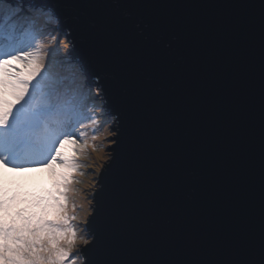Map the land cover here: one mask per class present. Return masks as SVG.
Here are the masks:
<instances>
[{
	"label": "snow or ice",
	"instance_id": "1",
	"mask_svg": "<svg viewBox=\"0 0 264 264\" xmlns=\"http://www.w3.org/2000/svg\"><path fill=\"white\" fill-rule=\"evenodd\" d=\"M125 4L120 0H0V264H118L113 259L118 247L137 239L199 240L226 256L204 264H264V3L246 0L237 5L258 9L259 18L258 224L249 220L251 190L243 179L247 161L242 158L246 143L237 126L229 129L230 167L214 174L215 207L203 235L198 230L186 234L146 226L148 205L160 200L178 203L184 185L207 188L209 177L200 167L188 168L175 159L162 169L152 166L159 158L153 145L163 139L162 125L169 114L164 111L166 100L151 90V77L126 59L120 38L140 24L112 14V9ZM128 4L143 6V0ZM82 10H91L94 18ZM45 19H54L55 26L48 28L42 23ZM152 26L155 39L165 33L187 39L195 28L192 21L184 20L155 19ZM233 29L240 35L244 26L238 22ZM45 38L48 44L41 43ZM61 44L63 60L75 67L84 82L81 87L88 89L91 115L77 99L67 102V86L46 70L45 61L51 63ZM43 48L48 51L42 53ZM117 67L124 81L123 99L138 107L146 125L141 157L122 190L113 182L117 159L110 150L111 144L120 147L117 141L124 142L125 136L123 127L112 123L113 112H121L113 100L116 72L109 70ZM233 87L231 116L240 120L239 77H234ZM89 126L90 138L78 131ZM65 145L72 146L71 154L64 153ZM89 148L99 163L89 173L88 207L78 216L73 184L85 174L78 159L87 158ZM54 166L60 169L55 173V193L34 198L27 208H13L17 196L9 194L4 170L41 171ZM109 182L113 189L105 213L102 197Z\"/></svg>",
	"mask_w": 264,
	"mask_h": 264
},
{
	"label": "water",
	"instance_id": "2",
	"mask_svg": "<svg viewBox=\"0 0 264 264\" xmlns=\"http://www.w3.org/2000/svg\"><path fill=\"white\" fill-rule=\"evenodd\" d=\"M124 6L112 9V14L125 21H135L122 36L126 59L142 69L151 79L153 93L166 100L164 111L168 118L162 125L163 139H157L153 151L159 158L152 166L165 167L170 160L182 166L200 167L208 175V187L186 184L179 202L160 200L146 207L147 227L186 234L204 230L210 224L214 209L213 193L217 188L214 174L228 171L232 155L228 152L230 128L239 126L246 143L242 158L247 161L243 179L251 190L248 204L249 220L258 224V153H259V18L258 9L237 5L246 0H120ZM264 3V0H256ZM89 19L91 10H82ZM192 21L195 28L185 39L165 33L153 38L152 21ZM244 26L236 35L233 26ZM147 25V27H145ZM114 104L121 112H113L115 125L122 126L124 142L111 145L117 166L113 182L118 190L128 183L143 148L145 121L142 112L124 97V81L120 69ZM234 77L242 82L240 89V120L231 116L230 101L235 94ZM124 103V105H123ZM229 120L233 123L229 124ZM115 130V129H114ZM119 135V133H117ZM113 184L106 185L105 213L110 207ZM226 256L199 240L188 242H150L137 239L118 247L113 259L118 264H204Z\"/></svg>",
	"mask_w": 264,
	"mask_h": 264
},
{
	"label": "rangeland",
	"instance_id": "3",
	"mask_svg": "<svg viewBox=\"0 0 264 264\" xmlns=\"http://www.w3.org/2000/svg\"><path fill=\"white\" fill-rule=\"evenodd\" d=\"M42 23L47 25L48 28L55 26V20L54 19L52 21H48L45 19L44 21H42ZM44 40H45L44 44L49 43L47 38H45ZM41 50H43V49H41ZM47 51H48V49L46 48V51H44L42 53H46ZM64 51H65V49L63 48V44H61V51L58 54L51 56L52 58H54V60H51L50 64H49L48 60L45 61L46 70L48 71V73H49V71H52L53 74L50 76H52L57 81H61L63 83V85L67 86L68 93L66 96V100L68 98H71L72 100L79 99L80 103L87 105V107L84 109L86 114L91 115V111H89V109L91 108L93 101L88 96V89L86 86L81 87L84 82H83L82 77H80L76 73L75 67L63 60L62 57H63ZM74 80L76 81L75 84L73 83ZM78 89H79V91H78ZM81 92H82V95L80 94ZM114 122H115V120L112 121V123L115 125ZM87 123H88V121H86V124ZM85 132H87L88 138H90V136L93 134L91 126L85 128ZM110 139H114V137L110 138ZM90 143H91V141H90ZM96 143L99 144L100 141H96ZM104 143L108 144V140H105ZM111 145H110V148H111ZM65 146H67V145H65ZM71 151H72V149L68 152L64 151V153L66 155H68V154H71ZM106 151H108V149H106ZM78 163L82 166L80 168V171L85 173L83 176H77V179L80 181V183H74L73 184V187L76 189V193L74 195V200H75V203L78 205L76 215L80 216L83 214V212L88 207L87 200L85 199V197L92 191V189L89 187L90 181L92 179V177L89 175V173L92 172L93 165L98 164L99 162L96 161L95 154L92 153L91 149L89 148L87 150V158H85L83 156L80 157L78 159ZM29 173L30 174L25 175L24 178H30V177L34 178L35 177L36 181L41 180L40 182H42V181L45 182L42 185V189L40 187L41 192L38 194V197H44V196L48 197L49 194H46V193L44 194V191H45L44 185L46 184V186H47L49 181H53L50 178L54 177V175H55L54 171H52V169H44L41 171H36V170L29 171ZM5 176H6V178H10L11 180H13L11 173H6ZM22 190H23V188L20 187V189H19L20 196L19 197H21L23 201L21 203H18L15 206V208H27L30 206V202L34 199V198H31V199L26 198L24 196ZM53 190H54L53 191V194H54L56 191L55 187ZM80 196H83L85 199V201H84V203L86 204L85 209H84V207L83 208L79 207L80 205H83L82 201L80 200ZM73 223H78V221H74Z\"/></svg>",
	"mask_w": 264,
	"mask_h": 264
},
{
	"label": "bare ground",
	"instance_id": "4",
	"mask_svg": "<svg viewBox=\"0 0 264 264\" xmlns=\"http://www.w3.org/2000/svg\"><path fill=\"white\" fill-rule=\"evenodd\" d=\"M50 59H51V58H50ZM46 61H47V60H46ZM49 74L52 75L53 72H52V71H49ZM80 200L82 201V204L84 205V209H85V207H86L85 205H86V204L84 203V201H85L84 197H83V196H80Z\"/></svg>",
	"mask_w": 264,
	"mask_h": 264
},
{
	"label": "trees",
	"instance_id": "5",
	"mask_svg": "<svg viewBox=\"0 0 264 264\" xmlns=\"http://www.w3.org/2000/svg\"><path fill=\"white\" fill-rule=\"evenodd\" d=\"M44 42H45V40L43 39V40L41 41V43H43V44H44Z\"/></svg>",
	"mask_w": 264,
	"mask_h": 264
}]
</instances>
